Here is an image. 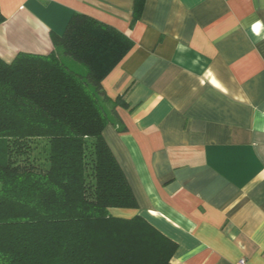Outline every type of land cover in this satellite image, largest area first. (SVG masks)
I'll use <instances>...</instances> for the list:
<instances>
[{
	"label": "crops",
	"instance_id": "1",
	"mask_svg": "<svg viewBox=\"0 0 264 264\" xmlns=\"http://www.w3.org/2000/svg\"><path fill=\"white\" fill-rule=\"evenodd\" d=\"M0 0V58L53 51L75 13L134 47L103 81L127 128L104 137L171 264H264V0Z\"/></svg>",
	"mask_w": 264,
	"mask_h": 264
},
{
	"label": "trees",
	"instance_id": "2",
	"mask_svg": "<svg viewBox=\"0 0 264 264\" xmlns=\"http://www.w3.org/2000/svg\"><path fill=\"white\" fill-rule=\"evenodd\" d=\"M51 41L49 54L0 58V264H171L175 242L140 216L111 214L139 208L104 137L127 131L118 109L129 105L103 81L134 42L78 13Z\"/></svg>",
	"mask_w": 264,
	"mask_h": 264
},
{
	"label": "rangeland",
	"instance_id": "3",
	"mask_svg": "<svg viewBox=\"0 0 264 264\" xmlns=\"http://www.w3.org/2000/svg\"><path fill=\"white\" fill-rule=\"evenodd\" d=\"M67 65L71 69L78 70V71H85V69L77 64L75 61L68 59ZM7 160V151H6V141L0 139V163H5Z\"/></svg>",
	"mask_w": 264,
	"mask_h": 264
},
{
	"label": "built area",
	"instance_id": "4",
	"mask_svg": "<svg viewBox=\"0 0 264 264\" xmlns=\"http://www.w3.org/2000/svg\"><path fill=\"white\" fill-rule=\"evenodd\" d=\"M239 264H244V260H241Z\"/></svg>",
	"mask_w": 264,
	"mask_h": 264
}]
</instances>
